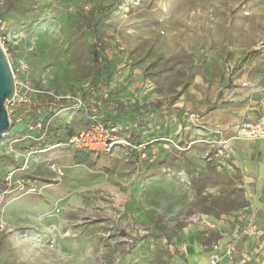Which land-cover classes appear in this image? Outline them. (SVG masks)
<instances>
[{"label":"rangeland","instance_id":"obj_1","mask_svg":"<svg viewBox=\"0 0 264 264\" xmlns=\"http://www.w3.org/2000/svg\"><path fill=\"white\" fill-rule=\"evenodd\" d=\"M0 35L18 81L55 94L109 93L101 114L121 128L122 100L164 109L162 133L173 110L232 123L264 97V0H0ZM240 81L261 93L248 97ZM9 142L0 140V191L15 167ZM238 143V166L207 158L211 143L189 155V143L163 142L153 163L124 148L50 151L31 170L40 192L14 191L3 203L0 264H187L163 244L186 241L200 253L231 233L239 213L264 204V146ZM212 218L221 235L203 224Z\"/></svg>","mask_w":264,"mask_h":264},{"label":"built area","instance_id":"obj_2","mask_svg":"<svg viewBox=\"0 0 264 264\" xmlns=\"http://www.w3.org/2000/svg\"><path fill=\"white\" fill-rule=\"evenodd\" d=\"M0 44L4 51V43L0 35ZM23 68H27L26 65ZM13 69V68H12ZM233 63L226 64L229 79L237 85L238 81ZM15 94L12 100L7 102L10 129L3 137L9 142V155L15 163L4 181L5 189L0 191V229L6 230L4 220L3 203L14 191L22 195L38 194L40 192L39 181L31 175L32 166L44 159L50 151L70 149L75 152L88 154H113L118 148H124L129 154L139 158V163H153L156 159L155 150L163 142L176 144L170 138L134 140L133 130L139 131L142 124V116L153 118L154 113L150 106L145 104L132 105L122 100V109L129 108L130 114L124 115V126L121 128L112 120L106 119L101 114L106 102L113 104V97L109 93L97 95L91 89L87 93L55 94L45 90L34 89L30 81H18L14 70ZM241 89L247 96L261 93L257 86H252L249 81H240ZM50 101V106L47 105ZM140 108V113L135 111ZM258 116L244 121L235 132L233 139L248 142L264 141V97L257 105ZM80 116V125L76 124V118ZM200 113L185 110L181 121L189 122L196 131V138L189 143V148L197 144H214L215 151H207L206 157L210 160L216 158H229L231 156L230 140H210L207 135L210 132L207 124L203 122ZM60 119V120H59ZM78 120V119H77ZM15 125H24L25 130L21 134L12 136L10 130ZM183 124H181V127ZM121 131V132H120ZM219 133V131H217ZM148 165V164H147ZM264 212V208H263ZM256 215L246 213L239 217L236 236L221 245L216 241L206 246L210 252V264H219L223 260L232 261L238 254V246L247 238L257 235L254 225ZM203 224L209 232L218 230L211 221ZM166 249L171 254L187 256L189 249L186 244L176 241L166 243Z\"/></svg>","mask_w":264,"mask_h":264},{"label":"crops","instance_id":"obj_3","mask_svg":"<svg viewBox=\"0 0 264 264\" xmlns=\"http://www.w3.org/2000/svg\"><path fill=\"white\" fill-rule=\"evenodd\" d=\"M241 90L244 91L246 94L245 90H243V89H241ZM253 96H255V95H253ZM253 96H248V97H253ZM260 99H261V97H260ZM259 100L253 102V107L251 109V112H252L251 115L244 116V117H242L241 121H234L232 123H230V122L226 123L221 118H218L216 116L205 115L201 112L193 111V112L200 113L204 117L203 122L205 124H207V126L210 129V132L207 135L208 139H210V140H222V139L223 140H230L229 146L231 147V156L228 159H229L230 163L234 166H238V163H240V161H242V158H243L242 149H240V147L238 146V144H239L238 142L248 143L250 145L251 144H260L261 146H264V141L248 142L245 140L233 139V137L235 136L236 129L244 121L249 120V119H254L258 116L257 105L259 103ZM145 105H148L151 107V109L154 113V116H153V118H149V117L145 118L144 116H142L143 121L141 124V128L139 131L135 130V133L133 135L134 140L137 141L142 136H143V138L149 139V140L150 139H156V138H159L160 135H162L166 138L169 137L170 139H173L178 143L185 142V144H186V143H190L191 141H193L196 138V131L193 128V126L190 125L189 122H186L184 120L183 121L180 120L182 118V113L185 110H178V111L173 110V111H171L172 112V113H170L171 116H166L165 121H162V124H164V123H167V124H166V126H164L165 131L161 133L160 130H158V126H159L158 118L160 117V114L165 115V112L162 113V110H164V109H160V107H158L154 103H149V104H145ZM122 110H124L125 115L130 114L132 116L133 112L130 111L129 108L122 109ZM135 113L139 114L140 108H138L135 111ZM80 119L81 118L79 117V121H80ZM176 122H177V124H176L177 126L175 127L174 123H176ZM80 124H82V123H78V125H80ZM181 124H183L182 127H181ZM217 131H219V133ZM204 145H195V146L202 147ZM212 147H214V145ZM194 148H195L194 146L192 148H190L189 152H187V153L189 155L192 154L193 151H195ZM62 150H66V149H62ZM59 151H61V150H59ZM184 152H186V151H184ZM156 156H157V154H156ZM157 158L158 157H156V160H157ZM223 159H227V158H223ZM229 161H228V163H229ZM234 168H237V167H234ZM262 206H264V204L260 206L259 210L248 209L247 211H243V212L239 213L237 215V217H235L231 221V231H230L231 233L225 234L224 236L213 241V242L220 241L221 245H224L225 243H227L230 240V238H233L236 236L237 226L239 223V217L241 215L246 214V213H254L256 215V220H255L254 225L256 226V229H257V235L252 236L250 238H247L246 240H244L242 243L239 244L238 254L234 258V260H232V261L223 260L219 264H264V212L261 211ZM255 211H257L258 213H255ZM211 220L213 223H215V225L218 229L216 231H213V234L218 233L221 235V233H223V232H222V226L220 225V222L217 219H213V218ZM234 229H235V231H234ZM171 240L173 241V239H171ZM180 242L186 243V245L189 249V254L187 255L189 260H188L187 264H210V255L211 254L206 249V246L210 245L213 242L204 245L203 249L201 248L200 253H197V254L193 253V248H192V245L190 242H186V241H183V242L180 241ZM163 245H164V250L166 252H168L166 249V246H165L166 243H164ZM168 253L170 255H176V254H171L170 252H168Z\"/></svg>","mask_w":264,"mask_h":264},{"label":"water","instance_id":"obj_4","mask_svg":"<svg viewBox=\"0 0 264 264\" xmlns=\"http://www.w3.org/2000/svg\"><path fill=\"white\" fill-rule=\"evenodd\" d=\"M15 79L9 58L0 44V140L10 129L7 102L15 94Z\"/></svg>","mask_w":264,"mask_h":264},{"label":"trees","instance_id":"obj_5","mask_svg":"<svg viewBox=\"0 0 264 264\" xmlns=\"http://www.w3.org/2000/svg\"><path fill=\"white\" fill-rule=\"evenodd\" d=\"M78 164H82V162L80 161Z\"/></svg>","mask_w":264,"mask_h":264}]
</instances>
